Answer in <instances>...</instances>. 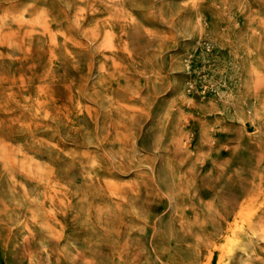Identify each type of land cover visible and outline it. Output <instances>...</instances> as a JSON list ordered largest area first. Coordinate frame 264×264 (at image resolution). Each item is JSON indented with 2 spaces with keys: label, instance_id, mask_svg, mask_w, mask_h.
I'll list each match as a JSON object with an SVG mask.
<instances>
[{
  "label": "rangeland",
  "instance_id": "1",
  "mask_svg": "<svg viewBox=\"0 0 264 264\" xmlns=\"http://www.w3.org/2000/svg\"><path fill=\"white\" fill-rule=\"evenodd\" d=\"M216 244L264 264V0H0V264Z\"/></svg>",
  "mask_w": 264,
  "mask_h": 264
},
{
  "label": "bare ground",
  "instance_id": "2",
  "mask_svg": "<svg viewBox=\"0 0 264 264\" xmlns=\"http://www.w3.org/2000/svg\"><path fill=\"white\" fill-rule=\"evenodd\" d=\"M263 226V221L262 220H256V215L254 216V219L252 220V223L250 225V227L247 229V234L249 235H245L246 237L243 238L242 241L237 242L236 240L234 241V245L236 244L235 242H237L240 247H242L249 239H250V235L252 234H260V231H262V227ZM218 253V261L217 264H221L225 259H228V264H230V255L233 253V249L231 247H227L225 245H221V244H216L214 250H212L209 253L208 256V261L207 264H212L214 261V256L216 252ZM248 251L249 250H245Z\"/></svg>",
  "mask_w": 264,
  "mask_h": 264
}]
</instances>
